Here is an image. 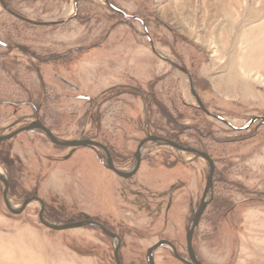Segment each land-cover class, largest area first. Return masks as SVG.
I'll return each mask as SVG.
<instances>
[{"label":"rangeland","instance_id":"1","mask_svg":"<svg viewBox=\"0 0 264 264\" xmlns=\"http://www.w3.org/2000/svg\"><path fill=\"white\" fill-rule=\"evenodd\" d=\"M107 1L126 16L105 0H3L25 19L66 21L33 25L0 3V42L6 45H0V134L39 119L60 139L108 145L116 166L129 171L139 143L154 134L151 126L167 131L169 124L156 108L148 115L139 96L112 97L107 90L125 85L147 92L151 82L183 144L207 150L215 162L213 198L193 238L198 258L204 264H264V124L230 130L199 109L190 87L210 112L238 129L264 117V0ZM146 34L191 82L152 53ZM113 41L128 44L121 61L105 68L99 60ZM138 54L153 62L147 60L152 75L143 72L144 79L131 74V56ZM143 155L139 173L124 180L92 150L57 147L30 132L0 143V172L15 209L37 196L53 223L92 219L106 225L121 238L122 264H147L148 249L161 240L187 258L185 238L208 166L152 143ZM222 202L230 209L219 217ZM26 208L12 215L0 182V264H116L115 245L98 228L53 232L40 224L38 203ZM154 258L156 264H182L168 248Z\"/></svg>","mask_w":264,"mask_h":264},{"label":"water","instance_id":"2","mask_svg":"<svg viewBox=\"0 0 264 264\" xmlns=\"http://www.w3.org/2000/svg\"><path fill=\"white\" fill-rule=\"evenodd\" d=\"M0 3L2 5V7L9 14H11V16H14L16 19H19V20L24 21V22L29 23V24L53 26V25L62 24V23L66 22V21L59 22V23H55V22H50V23L34 22L31 20L25 19V18L19 16L18 14H15L12 11V9L10 10L8 7H6V4L3 2V0H0ZM105 3L114 12L118 13L119 15L126 16V14L124 15L123 11L112 6L110 3H107V0H105ZM146 37L150 42L152 53L158 59L163 61L164 63H167V64L171 65L173 68L182 72L184 75H186L189 78V81L191 82L189 72L186 69L179 66L178 64L173 63L171 60L164 58L159 52L156 51V49L152 43V39H150L151 37L148 34L146 35ZM0 45L5 46L1 42H0ZM190 84H191V86H190L191 91L195 97V100L197 101L199 108L208 117H211L212 119L217 120V122L218 121L221 122L222 124H224L228 128H230V130L237 131V132H243V131L249 130L255 124V122L256 123L259 122L260 124H264V117H255L251 120V122H249V125L245 128L238 129V128L234 127L225 118H222V117L210 112L203 105L201 100H199V97L194 93L193 87H192V82ZM30 132L42 134L51 144H53L57 147L68 148V149L85 148V149L92 150L93 152H95V154H97L98 160L103 165L104 168H106L107 170L111 171L113 174H115L116 176H118L119 178H122L124 180L131 179L132 177H134L139 172V170L141 169L142 161H143V149L149 143H152L155 146V148L156 147L172 148V149H174V151H177L179 153L191 154V155H194L197 158H200L203 161H205L207 166H208L206 187H204L205 190H204L200 205L198 207V210L195 213L194 217L192 218L190 225H188L189 228L187 230V235L185 238L186 239V245H187L186 251H187L188 257L187 258L182 257L179 254V252H177L178 251L177 247L171 241H168V240H161L158 243H156L155 245H153L152 247H150L147 251V257H146L147 258V264H156L155 258H154L155 252H157L161 248H168L172 252L173 257L182 264H204L198 258L197 254L194 250L193 238H194L195 232L198 228V225L200 224L202 216L204 214L203 212H205L207 206L211 203V199L213 198V187L212 186H213V179H214L213 174H215V162H213V159L208 154L201 152L199 150H196L195 148L193 149L190 146L181 145L175 140H169V139H164L162 137L149 135L146 139H143L137 147V150L135 152L136 163L134 164L135 166L133 167V169L131 168V170H129V171L119 170L118 168L115 167V165L113 163V159H112L111 155L109 154L110 153L109 150L103 144L96 142L94 140H91V139H83V138H80V139L78 138L76 140L60 139L57 136H55L52 133V131L47 126H45L43 123H41L38 119L36 121L30 123L29 125L25 126V127H22V128L14 131V132H10L9 134H0V143H6L8 141L13 140L14 138H16L20 134L30 133ZM100 152L105 154V156L107 158L106 163L103 162V160L100 156ZM0 182L3 185V201H4V204L7 208V210L12 215L20 216L25 212V210L27 209L26 207L30 206L31 204L38 203L40 205V212L38 215V218H39L38 220H39L40 224L45 227V229L47 228L53 232H58V231L59 232H65V231L77 230V229H81V228H85V227H96L99 230H101L102 232H104L107 236L110 237V239L112 240V242L115 245L114 251H113L115 263L116 264H122L121 259H120V249H121V244H122L121 238L118 235L107 230V228L103 224H101L97 221L91 220V219H86V220L72 222V223H65V224H56V223L48 222L44 217V211L46 208L45 207L46 204L44 203V201L41 198H39L37 196H33L31 198H27V199L23 200L20 203V208L15 209L13 204H11L10 198L8 196L9 195V188H10V183H8L9 180L5 176H3V174L1 172H0Z\"/></svg>","mask_w":264,"mask_h":264},{"label":"trees","instance_id":"3","mask_svg":"<svg viewBox=\"0 0 264 264\" xmlns=\"http://www.w3.org/2000/svg\"><path fill=\"white\" fill-rule=\"evenodd\" d=\"M107 3H110V2L107 1ZM110 4L112 6H114V7H116L112 3H110ZM78 11H79V8H78ZM144 29H146V31H147V28L145 26H144ZM101 45H99V47ZM95 48H97V47H95ZM153 88H154V86H153V84L151 82L149 83V88H148V91L147 92L142 91L140 89L137 90L136 88H134L136 90L129 89V86L122 85V86H116V87L111 88L110 90H107V93H111L112 94V97H120V96H122L124 94H127V93H130V94L135 95V96H139L143 100L142 102H144V104L146 106V110H147L148 115L151 114V110L152 109L156 108L155 109V110H157L156 114H160L162 117H164V119L167 120V123L169 124L168 125L169 128H168L167 131L166 130H163L160 127H157V125L151 126V129L153 128V131H154L153 132L154 133L153 135L154 136H157V137H162L164 139L175 140V141H177L181 145L189 146L187 144H183V142L181 141L180 136L183 133H181V131L179 130V128L176 126V122L174 120L172 121L170 119V115H169V113H167L168 111L166 110V108L163 105V103L157 98V96H156ZM193 91H194V87H193ZM194 93H195V91H194ZM152 111L154 112V110H152ZM171 126H173L174 129H171ZM195 149L196 150H199L201 152H204V153H206V154H208L210 156V154L207 152V150H203L202 148H199V147H197V148L195 147ZM213 162H214V160H213ZM213 182H214V179H213ZM10 191H11V186L9 188V193H10ZM45 207H46L45 208V211H44V217H45V219L48 222H51V223L56 222L57 220L56 221L53 220L52 213L49 211V208L47 207V205ZM226 208H227V206L225 205V203L222 202L221 204H219V206L217 205L216 214H218L219 217L220 216H224V214H225L224 211H226ZM228 208L230 209V207H228ZM94 221H96V220H94ZM97 222H99V221H97ZM69 223H72V221H70ZM104 226L106 227V225H104ZM107 230H108V228H107Z\"/></svg>","mask_w":264,"mask_h":264},{"label":"crops","instance_id":"4","mask_svg":"<svg viewBox=\"0 0 264 264\" xmlns=\"http://www.w3.org/2000/svg\"><path fill=\"white\" fill-rule=\"evenodd\" d=\"M125 43L124 44H120L119 42H111L110 44V48H114V49H110L109 48V51L105 52V55L104 57H101L100 60H99V63L101 66H105L106 67H109L108 64L112 63V61H117V62H120L121 60H118L120 58L119 54L122 53L123 51H125ZM128 43H126L127 45ZM134 51V50H133ZM131 51V52H133ZM133 57V64H132V69L134 72H132V69H131V74H134V76L132 77H135L136 79H144L143 76H145L146 74L145 73H151L152 75V71L149 70V67H148V64L149 62L153 63L152 60H150L147 56V54H145V57L143 59H141V56L138 54V57L136 58V56H131ZM105 58V59H104ZM130 58V57H129ZM149 59V62L147 61ZM124 62L125 60L122 59ZM128 63V60L126 61V63H124V65H126ZM103 66V67H104ZM125 68V66H123ZM143 72H145L143 74ZM127 73V72H126ZM128 75V73H127Z\"/></svg>","mask_w":264,"mask_h":264},{"label":"flooded vegetation","instance_id":"5","mask_svg":"<svg viewBox=\"0 0 264 264\" xmlns=\"http://www.w3.org/2000/svg\"><path fill=\"white\" fill-rule=\"evenodd\" d=\"M129 17H132V16H129ZM132 19H133V17H132ZM134 19H135V17H134ZM146 35H147V34H146ZM148 35H149V34H148ZM149 36H150V35H149ZM5 46H6V45H5ZM38 120H39V119H38ZM149 135H151V134H149ZM149 135H148V136H149ZM148 136H147V137H148ZM151 136H154V135H151ZM91 140H93V139H91ZM94 141H95V140H94ZM99 143H100V142H99ZM101 144H103V143H101ZM103 145L106 146L107 149L109 150V152H110L109 154L111 155V157H112V159H113V163H114L115 167L118 168V167L116 166V162H115L114 156H113V154H111V153H112V150H111L107 145H105V144H103ZM101 153H102V152H100V156H101ZM102 154L105 156L104 153H102ZM101 158H102V157H101ZM105 158H106V156H105ZM115 158H116V157H115ZM102 160H103V159H102ZM106 161H107V158H106ZM143 161H144V155H143ZM143 161H142V163H143ZM103 162H104V161H103ZM104 163H106V162H104ZM141 166H142V165H141ZM118 169H119V168H118ZM119 170H122V169H119ZM139 171H140V170H139ZM138 173H139V172H138ZM138 173H137V174H138ZM137 174H136V175H137ZM136 175H135V176H136ZM135 176H134V177H135ZM116 177H118V176H116ZM131 179H132V178H131ZM131 179H129V180H131Z\"/></svg>","mask_w":264,"mask_h":264}]
</instances>
